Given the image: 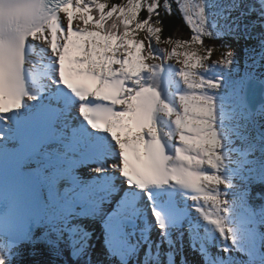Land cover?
<instances>
[{
	"label": "snow or ice",
	"instance_id": "1",
	"mask_svg": "<svg viewBox=\"0 0 264 264\" xmlns=\"http://www.w3.org/2000/svg\"><path fill=\"white\" fill-rule=\"evenodd\" d=\"M244 7L0 0V264H175L185 236L198 264H264V0Z\"/></svg>",
	"mask_w": 264,
	"mask_h": 264
},
{
	"label": "rangeland",
	"instance_id": "2",
	"mask_svg": "<svg viewBox=\"0 0 264 264\" xmlns=\"http://www.w3.org/2000/svg\"><path fill=\"white\" fill-rule=\"evenodd\" d=\"M252 0H244V5H245V7H244V12H243V15H242V19H241V23L242 24H248V25H251V24H253V19H248V18H246V17H244V14L245 13H248V12H250V11H248L247 9L253 4V2H251ZM202 2V0H187V3L189 4V5H191L192 6V8H193V15H194V13H195V6L198 4V3H201ZM255 13V10L254 11H251V13L250 14H254ZM233 15L235 16V15H240V13H233ZM247 15V14H246ZM254 31H257L256 30V28L254 29ZM140 37L141 38H143V33H141L140 34ZM244 42L243 41H240L239 42V44H243ZM159 47L160 48H166L167 47V45H165V44H160L159 45ZM225 51H227V48H216L215 50H214V52H213V55H212V57H211V61H216V60H218V59H220V57H221V53L222 52H225ZM257 189H260V186H254L253 187V199L252 200H254V201H256V199L254 198L255 197V193L258 191ZM258 205V204H257ZM88 222H90V223H92L93 225H95L96 227H97V229H98V233H97V235H95V237H94V243H93V246H94V248H97V249H99V248H102L103 247V236H102V225H100L99 224V222L97 221V222H95V223H93V221L90 219V218H88ZM157 234V233H156ZM157 236V238H156V241L157 240H159L160 239V235L159 234H157L156 235ZM185 240H187V239H185ZM188 241V240H187ZM185 242V241H184ZM184 246H185V244H184ZM190 248V247H189ZM167 249H166V247H162V251H166ZM142 251V250H141ZM143 252V251H142ZM182 253L184 254V255H182L181 257H180V255H177L176 256V260H175V264H181V260H182V258L184 259V261H186V262H188V264H198V261H199V257H198V255L196 254V253H194V252H192V250H188V249H186V248H184V250L182 251ZM193 257L195 258V260L193 259ZM96 258V256L94 255L93 256V259H95ZM19 261H20V257H17L16 259H14L13 261H12V264H19ZM130 264H136V258L135 257H133L132 259H131V261H130Z\"/></svg>",
	"mask_w": 264,
	"mask_h": 264
},
{
	"label": "trees",
	"instance_id": "3",
	"mask_svg": "<svg viewBox=\"0 0 264 264\" xmlns=\"http://www.w3.org/2000/svg\"><path fill=\"white\" fill-rule=\"evenodd\" d=\"M107 2L111 4H118V3L124 2V0H107ZM251 2H253L254 4V0H252ZM250 13L251 11L248 13H245L244 17L248 19H253V23H256L259 20L257 12L255 11L253 15ZM182 15L183 13H181L179 16L169 15V16L163 17V26H162L163 28L162 37L163 38L171 37L173 39H187L189 37L190 35L189 29L185 26L184 22L181 19ZM256 30L259 31L260 29L257 27ZM208 43L211 44V41H208ZM217 48H219V46H217ZM257 190L259 191V189ZM251 202L254 205L259 204V200H256V201L252 200ZM68 258L69 259L71 258L70 255Z\"/></svg>",
	"mask_w": 264,
	"mask_h": 264
},
{
	"label": "bare ground",
	"instance_id": "4",
	"mask_svg": "<svg viewBox=\"0 0 264 264\" xmlns=\"http://www.w3.org/2000/svg\"><path fill=\"white\" fill-rule=\"evenodd\" d=\"M31 55H32V59H33V72H34V74H39L40 73V71H41V69L43 68V67H46V63H45V60H46V52H43V51H41L40 50V47L38 46V47H36V48H34L33 50H32V53H31ZM151 216V215H150ZM83 223L86 225V226H89V227H91V230L95 233V235H97V233H98V229H97V227L95 226V225H93L92 223H90V222H88V217H85L84 218V220H83ZM102 231V230H101ZM99 234V233H98ZM156 238H157V236H156V231L155 230H153V232L151 233V239H152V241L153 242H155L156 241ZM158 239V238H157ZM173 239H175V233H173ZM185 239H187V236H185L184 237V240H183V247H182V249L180 250V251H178L177 252V254H176V256L177 255H180V257L182 256V255H184L183 253H182V251L184 250V248H186V249H188V250H191V248H189V244H188V239L187 240H185ZM185 241V242H184ZM95 241L93 240V242H92V244L94 243ZM133 242H135L134 240H133ZM184 244H185V246H184ZM93 248H94V246H93ZM143 252H142V251ZM144 251H145V248H141L140 249V256L142 257L143 256V253H144ZM176 256H175V260H176ZM193 259L195 260V258L193 257Z\"/></svg>",
	"mask_w": 264,
	"mask_h": 264
}]
</instances>
